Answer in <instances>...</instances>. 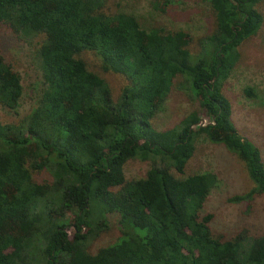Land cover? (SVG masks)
I'll return each instance as SVG.
<instances>
[{"label":"trees","instance_id":"16d2710c","mask_svg":"<svg viewBox=\"0 0 264 264\" xmlns=\"http://www.w3.org/2000/svg\"><path fill=\"white\" fill-rule=\"evenodd\" d=\"M173 1L153 5L165 11ZM209 2L216 27L194 53L190 33L110 14L107 0H0V32L11 26L44 37L35 104L16 122L0 121V264H264V233H214V214L203 210L217 175H185L197 140L207 137L237 155L254 184L229 201L264 195L262 151L240 134L223 92L240 45L264 23L261 0ZM88 51L105 71L128 77L117 100L90 68ZM174 89L195 107L159 131L153 120ZM23 93L21 74L0 48V104L18 111ZM132 159L151 165L129 180ZM43 172L49 178L38 181ZM111 214L122 234L90 252Z\"/></svg>","mask_w":264,"mask_h":264},{"label":"rangeland","instance_id":"374dc122","mask_svg":"<svg viewBox=\"0 0 264 264\" xmlns=\"http://www.w3.org/2000/svg\"><path fill=\"white\" fill-rule=\"evenodd\" d=\"M264 15V0L258 5ZM106 11L110 14L128 12L136 15L144 27L165 26L173 30H184L194 39L191 51H200V39L212 33L216 19L209 0H174L165 11L155 9L153 0H107ZM43 35L18 33L11 26L0 32V48L5 60L21 74L24 93L18 111L0 104V121L16 122L29 113L43 86L42 70L38 60V49ZM240 60L223 86L224 94L231 100L233 120L246 138L261 149L264 160V23L259 32L240 45ZM90 68L110 84L114 100L129 83L128 77L118 71H105L101 60L94 52L84 54ZM252 88L253 96L246 93ZM195 107L187 93L174 89L167 98L163 110L153 120V126L164 131L176 126ZM125 172L129 180L143 177L151 165L150 161L132 159L127 162ZM185 175L213 172L218 181L213 188L204 212L214 214L213 229L218 236L229 238L237 232L247 236L264 233V195L255 194L251 203L230 202L229 198L249 192L254 184L240 158L223 144L213 143L207 137L196 142V151L185 167ZM48 172L37 173L36 179L49 178ZM109 228L90 241L89 251L114 243L122 234L119 215L111 214Z\"/></svg>","mask_w":264,"mask_h":264}]
</instances>
